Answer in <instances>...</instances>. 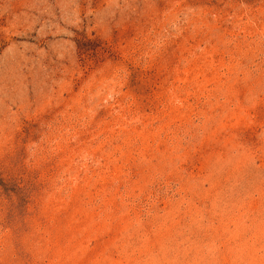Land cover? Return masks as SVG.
<instances>
[{
	"label": "rangeland",
	"instance_id": "obj_1",
	"mask_svg": "<svg viewBox=\"0 0 264 264\" xmlns=\"http://www.w3.org/2000/svg\"><path fill=\"white\" fill-rule=\"evenodd\" d=\"M0 264H264V0H0Z\"/></svg>",
	"mask_w": 264,
	"mask_h": 264
}]
</instances>
